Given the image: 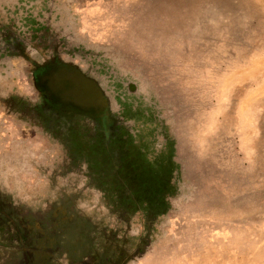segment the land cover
<instances>
[{"label": "rangeland", "instance_id": "1", "mask_svg": "<svg viewBox=\"0 0 264 264\" xmlns=\"http://www.w3.org/2000/svg\"><path fill=\"white\" fill-rule=\"evenodd\" d=\"M124 159L135 229L168 199L133 264H264V0H0L3 185L47 206L28 236L116 221Z\"/></svg>", "mask_w": 264, "mask_h": 264}, {"label": "flooded vegetation", "instance_id": "2", "mask_svg": "<svg viewBox=\"0 0 264 264\" xmlns=\"http://www.w3.org/2000/svg\"><path fill=\"white\" fill-rule=\"evenodd\" d=\"M120 137L121 147L126 152L127 145L134 139V134L124 135L121 131ZM124 160L123 164H120L118 181L121 185H130L132 192L131 196L126 195L124 196L126 198H118L115 202L120 206L117 214L119 218L117 216L116 221L110 224L108 220L98 221L99 216L91 219L89 216L71 212L68 213L69 216H65L68 223L65 227H59L58 222L54 221L57 228L49 234L48 241L44 240L45 236L41 233L32 238L28 236L29 231L46 225L45 198H39V191L22 189V185L17 182L14 175L10 180L11 184L5 187L3 179L6 178L7 173L1 167L0 253L6 256L0 260V264H133L152 243L154 208L159 209L165 206L168 199H166L167 193L164 192L156 196L149 207L152 213L147 211L145 214L147 222L142 223L140 229H135L130 216L138 208H142L141 200L148 197L145 195V190L139 187L142 183L140 173L143 172L138 160ZM22 190L24 194L18 195ZM26 202H32L36 207L26 206ZM37 203L44 207L40 208L36 205ZM51 206L54 207V205ZM60 215H62L61 212H55L57 218ZM106 215L108 218V211ZM7 236H13L14 243L4 240Z\"/></svg>", "mask_w": 264, "mask_h": 264}, {"label": "water", "instance_id": "3", "mask_svg": "<svg viewBox=\"0 0 264 264\" xmlns=\"http://www.w3.org/2000/svg\"><path fill=\"white\" fill-rule=\"evenodd\" d=\"M77 86H79V85H77Z\"/></svg>", "mask_w": 264, "mask_h": 264}]
</instances>
